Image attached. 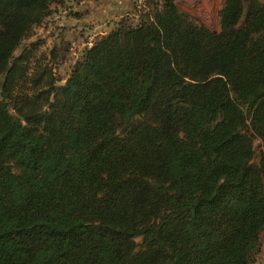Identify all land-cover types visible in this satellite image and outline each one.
<instances>
[{
	"label": "trees",
	"instance_id": "trees-1",
	"mask_svg": "<svg viewBox=\"0 0 264 264\" xmlns=\"http://www.w3.org/2000/svg\"><path fill=\"white\" fill-rule=\"evenodd\" d=\"M67 1L0 0V264H254L264 3L225 0L217 33L144 0L63 82L57 48L15 52Z\"/></svg>",
	"mask_w": 264,
	"mask_h": 264
},
{
	"label": "rangeland",
	"instance_id": "rangeland-1",
	"mask_svg": "<svg viewBox=\"0 0 264 264\" xmlns=\"http://www.w3.org/2000/svg\"><path fill=\"white\" fill-rule=\"evenodd\" d=\"M86 5H80V0H68L61 6H53L54 12L51 19L45 24L37 27L33 30V34L30 39L25 40L19 49L15 52V57H18L22 50L29 45L32 41L40 40V48L35 51L32 56V66H36L39 63H43V66H47L49 60L51 61L50 52L55 47L58 50V56L55 62L50 63L54 65L55 76L60 81H65L71 73V68L74 65V56L71 52V46L73 44L81 45L89 35H97V39L101 37L100 33L103 28L109 31L114 30L117 25L130 18L133 21H137L138 18V0H130L128 10L123 17H118V21L109 18H98L96 16L93 21L89 22V4L92 0H84ZM160 0H154L151 6L159 3ZM264 3V0H260ZM225 0H176V5L180 11L189 15L191 19L198 25H203L213 32L219 33L221 31V24L219 18V11L224 5ZM64 18L60 21L59 26H64L61 31L59 28H55L53 23L54 15L63 14ZM126 18V19H124ZM112 20V21H110ZM93 22V23H92ZM42 61V62H41ZM256 158L255 163H260L261 154L263 151L262 142L260 140L255 141ZM262 250L254 264H264V231L261 234ZM137 245V252L141 251L143 237L139 236L135 239Z\"/></svg>",
	"mask_w": 264,
	"mask_h": 264
},
{
	"label": "crops",
	"instance_id": "crops-1",
	"mask_svg": "<svg viewBox=\"0 0 264 264\" xmlns=\"http://www.w3.org/2000/svg\"><path fill=\"white\" fill-rule=\"evenodd\" d=\"M129 2L130 0H92L89 2L91 6L89 7L90 16L88 18V21H93V18H95L96 16H98V18L106 17L118 21L119 19L117 16L122 18L123 15L127 13L126 10H128ZM53 26H59V24H54ZM61 27L64 28V26Z\"/></svg>",
	"mask_w": 264,
	"mask_h": 264
},
{
	"label": "built area",
	"instance_id": "built-area-1",
	"mask_svg": "<svg viewBox=\"0 0 264 264\" xmlns=\"http://www.w3.org/2000/svg\"><path fill=\"white\" fill-rule=\"evenodd\" d=\"M144 3V0H138V7L137 10L141 9L142 4ZM80 5H86V2L84 0H80L79 2ZM65 12L63 14H59V15H54L53 19V23L54 24H59L60 21L64 18ZM93 23V22H92ZM99 29H102L100 35L101 37L107 36L110 31L106 28H103V26L98 27ZM97 41V35H89L87 37V39L81 44H73L71 46V52L74 56V63H76L77 61H79L81 59V57L83 56L84 52L86 49L91 48L95 42Z\"/></svg>",
	"mask_w": 264,
	"mask_h": 264
}]
</instances>
